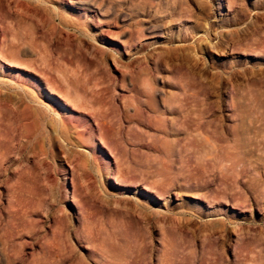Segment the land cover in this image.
Segmentation results:
<instances>
[{
    "label": "rangeland",
    "instance_id": "obj_1",
    "mask_svg": "<svg viewBox=\"0 0 264 264\" xmlns=\"http://www.w3.org/2000/svg\"><path fill=\"white\" fill-rule=\"evenodd\" d=\"M24 1L0 0V264H264V0H40L56 21ZM19 14L46 41L30 71L8 63Z\"/></svg>",
    "mask_w": 264,
    "mask_h": 264
},
{
    "label": "bare ground",
    "instance_id": "obj_2",
    "mask_svg": "<svg viewBox=\"0 0 264 264\" xmlns=\"http://www.w3.org/2000/svg\"><path fill=\"white\" fill-rule=\"evenodd\" d=\"M2 1H3V0H2ZM15 1H16V0H15ZM17 1H18V0H17ZM31 1H32V0H31ZM39 1H40V0H37L36 5H33V6H32L33 3L31 4V3L29 2V0H25L24 2H26V4L28 5V7L31 6V7H32L34 10H36V11H41V10L43 9V11H46L47 15L50 17V21H54V20L56 19V13H54V11H53L54 9L52 10V7L49 8V9H51V10H49V9H47V8H44V7L42 8V7H41L42 5L39 4ZM10 2H11V1H10ZM42 2H45V0H42ZM42 2H41V4H43ZM93 2H95V1H93ZM95 3H96V2H95ZM1 4H2V3H1ZM46 4H47V3H46ZM46 4H45V5H46ZM15 5H16V4H15ZM93 5L96 6V4H93ZM93 5H92V3H84V4H83V6H86V7L90 8V9H92V10L94 11V13L97 14V16H98V15H99V16H102V15L106 14L105 11H104V13H102V10H101V9H99V8L93 6ZM1 6H2V5H1ZM1 6H0V8H1ZM45 7H46V6H45ZM54 7H55V6H54ZM103 10H104V9H103ZM107 11H109L108 8H107ZM107 11H106V12H107ZM17 12H18V11H17ZM42 13H43V12H42ZM15 14H17V13H15ZM125 15H126V14H125ZM59 16H60V15H59ZM59 16H57V18H58ZM116 17H117V16H116ZM116 17H115V18H116ZM10 18L12 19V16H10ZM120 18H121V16L118 17V19H120ZM124 18H125V17H122L121 20L123 21ZM13 19H14V21H13L12 25L10 26V25L8 24L9 27H11V28H9V33H10V35H8V36L11 37V39H10V40L8 39L9 44L7 45V51H8L9 54H7V55L10 56V58H11L10 60H15V61H9L8 63H10L11 65H14V66H16V67H19V68H22V69H27L28 71H30V70L32 69V65L34 64V63H32V62H33L32 60L35 61V58H32V60L29 61V64H30V63L32 64V65L30 64V67H31L30 70H29L30 67L28 66V64L26 65L25 63L22 62L23 59H22L21 62L16 61V60L19 59V58H18L19 56H22V58H23V57L26 58V57H28V56H29V57H30V56L32 57V55H34V53H35L37 56H39V54H41V51H38V50H40L41 48H38V45H36L37 42H38L37 40L41 39V38H39V36L37 35V34H38V31H39V30H38L39 28H37L36 25H33L32 23H30V22H29V21H28L23 15H21V14H19V15H15ZM125 19H126V18H125ZM58 20H59V23H62V22H63V21H62V18H58ZM126 20H127V19H126ZM10 21H11V20H10ZM10 21H7V22H10ZM55 21H56V20H55ZM11 22H12V21H11ZM11 22H10V23H11ZM141 22H142V21H141ZM135 23H136V22H135ZM62 24H64V22H63ZM75 24H76V23H75ZM142 24H143V23H141V24H139V25H142ZM137 25H138V23H137ZM151 25H152V24H151ZM37 26H38V25H37ZM63 26H66V25L64 24ZM72 26H73V25H72ZM153 26H154V25H153ZM153 26H148V25L144 26V24H143V27H142L143 29H142L141 27H138V29H139V28L142 29L141 32H143L142 35H141V37H142L143 35L146 36L147 34H149V35H150V34H154V33L156 32V29H157V28H156V27H153ZM68 27H69V26H68ZM73 27L75 28V25H74ZM73 27H72V28H73ZM77 27H78V26H77ZM77 27H76V28H77ZM134 28H136V26H135ZM7 29H8V26H7ZM53 29L56 30V27L53 26ZM138 29L136 30V34L140 32V29H139V30H138ZM51 30H52V29H51ZM77 30H78V29H77ZM3 31H4V30H3ZM5 31H6V30H5ZM87 31H88V30H87ZM137 31H138V32H137ZM79 32H80V31H79ZM141 32H140L139 34H141ZM5 33H7V32H5ZM39 33H40V32H39ZM55 33H56V32H55ZM82 33H83V32H82ZM7 34H8V33H7ZM42 34H43V33H42ZM52 34H53V33H52ZM134 34H135V33H134ZM89 35H90V34H89ZM4 37H5V36H4ZM8 38H9V37H8ZM42 38H43V37H42ZM55 38H56V37H55ZM4 39L6 40V37H5ZM133 39H134V38H133ZM5 40L3 41L4 43H5ZM134 40H135V39H134ZM139 40H141V39H139ZM142 40H144V39L142 38ZM8 41H7V43H8ZM36 41H37V42H36ZM39 41H43V40H39ZM135 41H136V40H135ZM35 42H36V43H35ZM44 42H46V41H43V43H44ZM138 42H140V41H138ZM1 44L4 46L3 43H1ZM41 45H43V44H40V46H41ZM141 45H143V44H141ZM44 46H46V45H44ZM36 47L38 48V50H37L38 52H37L36 50H34ZM41 47H42V46H41ZM0 48H1V45H0ZM2 48H4V50H5V49H6V46H5V47H2ZM2 48H1V49H2ZM37 48H36V49H37ZM43 48H44V50L47 49V48H45V47H42V49H43ZM42 51H43V50H42ZM51 51H52V50H51ZM4 52L7 53L6 50L3 51V53H4ZM46 52L50 53V52L47 51V50L45 51V53H46ZM3 53H1V54H3ZM5 53H4V55H5ZM45 53H44V56L40 58L41 60H42V58L44 59V57L46 56ZM7 55H6V56H7ZM36 55H35V56H36ZM41 55H42V54H41ZM48 55H50V54H48ZM0 57H1V56H0ZM4 57H5V56H4ZM29 57H28V58H29ZM31 57H30V58H31ZM39 57H40V56H39ZM48 57H50V56H48ZM5 58H7V60H8L9 57H5ZM20 58H21V57H20ZM37 58H38V57H37ZM52 58H53V57H52ZM52 58H51V59H52ZM54 58H55V60H56V57H55V56H54ZM2 59H3V58H2ZM40 59H39V60H40ZM4 60H5V59H4ZM19 60H20V59H19ZM24 60H25V59H24ZM44 60H45V59H44ZM47 60H48V62L50 63V61H49L50 59L48 58ZM55 60H54V62H55ZM37 61H38V59H37ZM45 61H46V60H45ZM51 61H52V60H51ZM6 62H7V61H6ZM39 62H40V61H39ZM39 62H38V63H39ZM38 63H37V64H38ZM43 63H44V61L42 62V64H43ZM45 63H46V62H45ZM51 63H52V62H51ZM55 63H56V62H55ZM37 64H36V68H37ZM42 64H40L41 67H42ZM59 64H60V63H59ZM34 65H35V64H34ZM34 65H33V68L35 67ZM63 65H64V64H63ZM38 66H39V64H38ZM43 66L45 67V64H44ZM41 67H40V69H41ZM44 67H43V68H44ZM64 67H65V66H64ZM64 67H63V68H64ZM68 67H69V66H67V68H68ZM43 68H42L41 70H43ZM54 68H55V67H54ZM69 68H70V67H69ZM37 69H38V68H37ZM55 69H57V68H55ZM55 69H54V70H55ZM60 69H61V68H60ZM32 70H33V69H32ZM54 70H52V68H51L50 71H54ZM58 70H59V69H58ZM58 70H57L58 74H61V75L63 76V79H64L65 81H66V80H71L72 77H75V78H76V73L72 74V72H73L72 70H71L72 72L70 73V72H68V69H67V72L70 73V76L68 75L69 77H66V76H65L66 74L63 75L62 73H59V72H64V73H65L66 71H62V70L58 71ZM64 70H65V68H64ZM38 71H39V69H38ZM48 71H49V70H48ZM69 71H70V69H69ZM33 72H36V69H35V71H33ZM55 72H56V71H55ZM55 72H54V73H55ZM67 72H66V73H67ZM79 72H80V71H79ZM47 73H48V72H47ZM84 73H85V72H84ZM89 73H90V72H89ZM71 74H72V75H71ZM79 74H80V73H79ZM86 74H87V72H86ZM47 75H48V74H47ZM41 76H42V75H41ZM49 76H50V75H49ZM56 76H57V75H56ZM59 76H60V75H59ZM44 77H45V76H44ZM80 77H81V76H80ZM84 77H85V75H84ZM45 78H46V80H47V79L49 80V78H47V77H45ZM85 78H86V77H85ZM94 78H95V77H94ZM55 79H56V78H55ZM61 79H62V78H61ZM77 79H78V78H77ZM57 80H58V79H57ZM72 80H74V78H73ZM72 80H71V81H72ZM81 80H83V79L81 78ZM81 80L79 79V80H78V81H79L78 83L81 84V82H85L84 80H83V81H81ZM87 80H88V79H86V81H87ZM98 80H99V79H98ZM58 81H60V80H58ZM80 81H81V82H80ZM66 82H67V81H66ZM73 82H74V81H72L71 83L73 84ZM76 83H77V82H76ZM95 83H96V81L94 82V85H95ZM61 84H62V82H61ZM68 84H69V83H68ZM82 84H84V83H82ZM86 84H87V83H86ZM91 84H92V83H91ZM63 85H64V83H63ZM76 85H77V87H79L78 84H76ZM87 85H88V84H87ZM87 85H86V86H87ZM101 85H102V83H101ZM101 85H100V87H101ZM51 86H52V84H51ZM51 86H50V87H51ZM68 86H69V85H68ZM71 86H72V85H71ZM83 86L85 87V85H83ZM92 86H93V84H92ZM50 87H49V88H50ZM73 87H74V85H73ZM73 87H72V88H73ZM81 87H82V86H81ZM81 87H79V88H81ZM100 87H99V88H100ZM21 88H22V87H21ZM51 88H53V87H51ZM74 88H76V87H74ZM86 88H88V87H86ZM86 88H85V89H86ZM91 88H92V87H91ZM22 89H23V88H22ZM70 89H71V88H70ZM70 89H69V90H70ZM77 89H78V88H77ZM82 89H83V92L85 93V91H84L85 89H84V88H82ZM52 90H54V89H52ZM55 90H56V88H55ZM57 90H58V89H57ZM74 90H75V89H74ZM79 90H80V89H79ZM86 90H87V89H86ZM90 90H91V89H90ZM94 90H95V88H94ZM94 90H93V88H92V91H94ZM100 90H101V89H99L98 92H99ZM50 91H51V90H50ZM92 91H91V92H92ZM51 92L53 93L54 91H51ZM60 92L62 93L61 90H60ZM66 92H67V89H66ZM100 92H101V91H100ZM152 92H153V91H152ZM54 93H55V92H54ZM72 93H73V91H72ZM72 93H71V94H70L69 92H68L67 94L64 93V94H66V97H67V98H65V96L63 97V96L61 95V96L63 97V99L65 98L66 103H67V102L69 103L70 101H69L68 99H70L71 102H72V106L75 105L76 110H77V108H79V109H83L84 111H87L88 109H92V107L89 106V105L85 102V101H87V99H86V100L83 99V100L81 101V100L78 99V97H77L76 95H74V94H72ZM75 93H76V92H75ZM84 93H82L81 96H83ZM87 93H88V90H87ZM94 93H95V92H94ZM101 93H102V92H101ZM24 94H25V93H24ZM26 94H27V92H26ZM28 94H29V93H28ZM56 94L59 96V93L56 92ZM77 94H78V93H77ZM80 94H81V93H80ZM92 94H93V92H92L90 95H92ZM98 94H100V93H98ZM152 95H153V94H152ZM27 96H30V97H31V95H27ZM92 96H93V95H92ZM99 96H101V95H99ZM103 96H104V94H103ZM30 97H29V98H30ZM62 97H61V98H62ZM86 97H88V96L86 95ZM93 97H94V96H93ZM150 97H151V96H150ZM32 98H34V97H32ZM79 98H80V96H79ZM81 99H82V98H81ZM99 99H100V98H99ZM32 100H33V99H32ZM34 100H35V98H34ZM88 100H89V99H88ZM97 100H98V98H97ZM101 100H102V98H101ZM150 100H151V99H150ZM90 101H91V99H90ZM102 101H103V100H102ZM107 101H108V100H107ZM91 102L94 103L93 100H92ZM91 102H90V104H91ZM99 102H100V101H99ZM150 102H152V100L149 101L148 105L150 104ZM31 103H33V102H31ZM34 103H35V102H34ZM70 104H71V103H70ZM96 104H98V102H97ZM96 104H95V105H96ZM38 105H39V104H38ZM99 105H100V104H99ZM99 105H98V106H99ZM100 106H102V104H101ZM95 107H96V106H95ZM36 108H37V107H36ZM36 108H35V109H36ZM40 108H42V107H39V110H40ZM46 108H47V107H46ZM93 108H94V105H93ZM99 108H100V107H99ZM101 108L103 109V106H102ZM108 108H109V107H108ZM47 109H48V108H47ZM104 109H105V107H104ZM109 109H110V108H109ZM36 110H37V109H36ZM42 110L44 111V110H46V109H42ZM42 110H41V111H42ZM92 110H93V109H92ZM96 110H97V112L95 111L94 116H97V117L99 116V118H100L101 116L103 117L104 115L106 116V114H107V113H102V115H101L100 112L98 113V109H96ZM107 110H108V109H107ZM43 111H42V112H43ZM88 111H89V110H88ZM102 111H103V110H102ZM44 112H45V111H44ZM46 112L48 113V110H47ZM50 112H51V111H50ZM103 112H104V111H103ZM36 113H37V112H36ZM90 113H91V112H90ZM90 113H89V114H90ZM96 113H97V114H96ZM39 114H40V113H39ZM42 114H43V113H42ZM44 114H46V113H44ZM82 114H83V113H82ZM46 115H47V114H46ZM48 115H49V113H48ZM48 115H47V117H48ZM39 116H40V118H37V120H38V121L40 120L41 122H40V121H39V122H40V124L42 125V124H43L42 121H44L43 118L45 119V117H44L45 115H41V114H40ZM39 116H38V117H39ZM108 116H109V114H107V116H106L105 118L107 119ZM52 117H54V116L52 115ZM52 117H51V118H52ZM92 117H93V116H92ZM111 117H112V116H111ZM124 117H125V116H124ZM49 118H50V117H49ZM51 118H50V121H51ZM58 118H59V117H58ZM1 119H2V117H1ZM1 119H0V123H1V122H4V121H1ZM47 119H48V118H47ZM55 119H56V118H54V120H55ZM97 119H98V118H97ZM97 119H96V122H97ZM108 119H109V118H108ZM45 120H46V119H45ZM60 120H61V119H60ZM60 120H59V121H60ZM92 120H94V119H92ZM98 120H99V119H98ZM5 121H6V120H5ZM33 121H34V120H33ZM38 121H37V122H38ZM52 121H53V119H52ZM59 121H58V122H59ZM104 121H105V120H104ZM55 122H56V121H55ZM58 122H57V123H58ZM67 122H68V121H67ZM69 122H70V121H69ZM99 122H100V121H99ZM102 122H103V121H102ZM102 122H101V123H102ZM4 123H5V122H4ZM46 123H47V122H46ZM62 123H63V122H62ZM65 123H66V122H65ZM65 123H63L62 125H64ZM51 124H52V122H51ZM58 124H59V123H58ZM60 124H61V122H60ZM95 124H96V123H95ZM97 124H98V123H97ZM38 125H39V124H38ZM47 125H48V124H47ZM56 125H57V124H55L54 126H56ZM69 125H70V124H69ZM100 125H102V124H100ZM112 125H113V123H112ZM0 126H2V125H0ZM3 126H4V125H3ZM54 126H53V127H54ZM57 126H60V125H57ZM66 126H67V125H66ZM72 126H73V125H72ZM96 126H97V125H96ZM103 126H104V125H103ZM109 126H110V124H109ZM5 127H6V126H5ZM69 127H71V125H70ZM75 127H76V126H75ZM111 127H112V126H111ZM198 127H200V126H197L196 128H198ZM114 128H115V127H114ZM114 128H113V129H114ZM2 129H8V128H4V127H3ZM2 129H1V130H2ZM55 129H56V128H55ZM58 129H59V127H58ZM61 129H62V128L60 127V131H61ZM67 129L70 130V128H66V130H67ZM72 129H73V128H72ZM199 129H200V128H199ZM199 129H197V130H199ZM63 130H64V128H63ZM100 130H101V129H100ZM106 130H107V128H106ZM118 130H119V129H118ZM118 130H117V131H118ZM192 130H193V129H191L190 132H192ZM197 130H196V133H197ZM2 131H3V130H2ZM52 131H53V130H52ZM56 131H57V129H56ZM60 131H59V132H60ZM98 131H99V130H98ZM111 131H112V130H111ZM111 131H110V132H111ZM187 131H189V130H187ZM194 131H195V129H194ZM194 131H193V132H194ZM199 131H201V129H200ZM57 132H58V131H57ZM57 132H56V133H57ZM62 132H63V131H62ZM64 132H65V130H64ZM103 132H104V131H102V133H103ZM107 132H108V131H106V133H107ZM110 132H109V133H110ZM193 132H192V133H193ZM51 133H53V132H51ZM51 133H49V135H50ZM102 133H101V134H102ZM104 133H105V132H104ZM112 133H114V132H111L110 134L112 135ZM201 133H202V132H201ZM5 134H8V135H9V132L7 133V130H6V133H5ZM54 134H55V133H54ZM54 134H53V135H54ZM61 134H64V133H60L59 135H61ZM71 134H73V136H74V133H71ZM99 134H100V132H99ZM107 134H108V133H107ZM107 134H105V135L107 136ZM188 134H189V132H188ZM190 134H191V133H190ZM194 134H195V133H194ZM194 134H193V137L191 136L192 138L190 137L191 139L189 138L190 140H194V139H195V138H194ZM198 134H199V132H198ZM2 135H3V132H2V134H1V137H2V139H4L5 136H4V135L2 136ZM105 135H102V136L100 135V137H103V136H105ZM195 135H197V134H195ZM202 135H203V134H202ZM46 136H48V134H47ZM66 136H67V135H66ZM106 136H105V137H106ZM112 136H114V134H113ZM188 136H189V135H188ZM3 137H4V138H3ZM12 137H13V136H11L10 138H8V140H9V139H12ZM44 137H45V136H44ZM44 137H43V139L45 140L46 137H45V138H44ZM48 137H49V136H48ZM48 137H47V138H48ZM50 137H51V135H50ZM62 137L64 138L65 136L62 135ZM69 137H70V135H69ZM74 137H76V135H75ZM74 137H72V138H74ZM105 137L103 138L104 140H105ZM108 137H109V135H108ZM197 137H198V136H197ZM200 137H201V135H200ZM200 137H198V138H200ZM65 138H66V137H65ZM77 138H78V137H77ZM77 138H76V139H77ZM112 138H113V137H112ZM193 138H194V139H193ZM198 138H197V139H198ZM15 139H16V138H15ZM15 139H14V140H15ZM53 139H54V138H53ZM53 139H52V140H53ZM113 139H115V138H113ZM117 139H118V138H117ZM117 139H116V140H117ZM189 139H188V140H189ZM197 139H195V140H197ZM5 140H6V138H5ZM14 140H13V143H12V144H14V142H15ZM26 140H27V139H26ZM49 140H50V138H49ZM63 140H64V139H63ZM68 140H69V139H67L66 141H68ZM198 140H200V139H198ZM211 140H212V139H211ZM211 140H210V137H209V141H211ZM213 140H214V139H213ZM213 140H212V142H213ZM0 141H2V140H0ZM10 141H12V140H10ZM10 141H9V143H10ZM21 141H23V140H21ZM45 141H46V140H45ZM45 141H44V142H45ZM69 141L72 142L73 140H69ZM79 141H80V143L83 142V141H81V139H80ZM87 141H88V143L83 142V145H85L84 143H86V144H88V146H89V145H90V144H89V140H87ZM101 141H102V140H101ZM107 141H109V140L107 139ZM111 141H112V140H111ZM117 141H118V140H117ZM19 142H20V141H19ZM23 142H24V141H23ZM57 142H58V141H57ZM115 142H116V141H115ZM194 142H196V141H194ZM2 143H3V141H2ZM2 143H1V145H2ZM5 143H6V141H5ZM28 143H29V142H28ZM49 143H50V141H49ZM62 143H63V142H62ZM64 143H65V142H64ZM64 143H63V144H64ZM66 143H68V142H66ZM76 143L79 144L78 142H76ZM90 143H92V142H90ZM105 143H106V142H105ZM107 143H108V142H107ZM109 143H110V142H109ZM190 143H193V141L190 142ZM199 143H200V142H199ZM201 143H202V140H201ZM207 143H208V142H207ZM215 143H216V142H215V140H214L213 144H215ZM12 144L10 143L9 147H10ZM16 144L18 145L19 143H16ZM20 144H21V143H20ZM20 144H19V145H20ZM58 144H59V142H58ZM73 144H75V143H73ZM77 144H75V145H77ZM115 144H116V143H115ZM195 144H196V143H195ZM197 144H198V143H197ZM205 144H206V143H205ZM4 145H6V144H4ZM4 145H3V146H4ZM25 145H26V144H25ZM65 145H67V144H65ZM65 145H64V146H65ZM68 145H71V144H68ZM83 145H82V146H83ZM111 145H112V144H111ZM208 145H209V144H208ZM6 146H7V145H6ZM14 146H15V145H14ZM77 146H78V145H77ZM85 146H87V145H85ZM114 146H115V145H114ZM114 146H113V148H114ZM190 146H191V145H189V147H190ZM198 146H199V145H198ZM202 146L204 147L205 145H202ZM219 146H222V145L220 144ZM15 147H16V146H15ZM15 147H14V149H15ZM17 147H18V146H17ZM23 147H24V145H22V150H23ZM25 147H26V146H25ZM57 147H58V148H57ZM57 147H56V148H57V151H59V152L61 151V152H62L63 149H61L60 146H57ZM68 147H69V146H68ZM72 147H73V145H72ZM109 147H110V146H109ZM191 147H193V146H191ZM191 147H190V148H191ZM199 147H200V146H199ZM211 147H212V148H211ZM211 147H210V149H211L210 151H212V152H213V151H214V152L217 151V150H216V147L219 148L217 145H216V147H214V145L211 146ZM222 147H223V146H222ZM2 148H3V147H2ZM19 148H20V147H19ZM115 148H116V147H115ZM207 148H208V146H207ZM4 149H5V148H4ZM9 149H10V150H9ZM12 149H13V148H12ZM14 149L11 150V147L8 148V149L6 148V150H3V149L0 148V177H1V178L4 177L3 174H2L1 172H2V171H7L8 167L10 166V162H9V160H11V159L9 158V154L12 153V151L14 152ZM25 149H26V148H25ZM68 149H69V152H70L71 147H70V148H67V150H68ZM116 149H118V148H116ZM191 149H192V148H191ZM22 150H21V151H22ZM55 150H56V149H55ZM192 150H195V148L192 149ZM202 150H203V149H202ZM220 150H221V149H220ZM222 150H224V149H222ZM226 150H228V149H226ZM10 151H11V152H10ZM15 151H16V149H15ZM18 151H19V150H18ZM24 151H25V150H24ZM115 151H116V150H115ZM185 151L187 152V148L185 149ZM189 151H190V150H189ZM66 152H67V151H66ZM191 152H192V151H191ZM195 152H196V153H195L193 156L196 157V155H197V151L195 150ZM204 152H205V151H204ZM16 153H17V152H16ZM20 153H21V152H20ZM52 153H53V152H52ZM57 153H58V152H57ZM198 153H199V152H198ZM200 153H201V152H200ZM200 153H199V154H200ZM207 153H208V152H207ZM224 153H225V152H224ZM55 154H56V153H55ZM63 154H64V153H63ZM66 154H67V153H66ZM204 154H205V153H204ZM17 155H18V154H17ZM24 155H25V154H24ZM58 155H60V154H58ZM61 155H62V154H61ZM201 155H202V154H201ZM211 155H212V153H211ZM12 156H13V155H12ZM12 156H11V157H12ZM68 156H69V155H68ZM199 156H200V155H198V157H199ZM200 157H201V156H200ZM200 157H199V159H197L198 162L201 161V159H202V158L200 159ZM54 158H55V157H54ZM56 158H57V157H56ZM60 158H61V157H60ZM60 158H59V159H60ZM69 158H70V157H69ZM214 158H216V157H214ZM228 158H229V157H228ZM13 159H14V157H13ZM17 159H18V158H17ZM195 159H196V158H195ZM210 159H211V158H210ZM216 159H217V158H216ZM21 160H23V157H22ZM21 160H20V163H21ZM67 160H68V159H67ZM214 160H215V159H214ZM229 160H231V159H229ZM11 161L13 162V160H11ZM15 161H16V159H15ZM187 161H188V160H187ZM205 161H206V159H205ZM215 161H216V160H215ZM215 161H214V162H215ZM217 161H219V159H217ZM202 162H203V161H202ZM220 162H221V161H220ZM222 162H224V161H222ZM15 163H16V162H15ZM227 163H230V162L227 161ZM227 163L225 162V164H227ZM18 164H19V163H18ZM223 164H224V163H223ZM230 164H231V163H230ZM230 164H229V165H230ZM8 165H9V166H8ZM199 165H200V163H199ZM227 165H228V164H227ZM229 165H228V167H229ZM11 166H12V165H11ZM224 167H225V166H224ZM228 167H227V168H228ZM231 167H232V166H231ZM231 167H229V168L231 169ZM126 169H127V168H126ZM220 169H221V167H220ZM222 169H223V168H222ZM224 170H226V169H224ZM19 171H20V170H19ZM19 171H18V173H19ZM222 171H223V170H222ZM21 172H22V170H21ZM21 172H20L19 174H16V178L19 179V180H21L20 178H22V177L25 175V173H24V175H23V173H21ZM226 172H229V170L226 171ZM230 172L232 173V170H230ZM5 173H6V172H5ZM123 174H124V173H123ZM127 174H128V173H127ZM225 174H226V173H225ZM228 175H229V174H228ZM2 176H3V177H2ZM17 176H19V177H17ZM4 180H5V179H4ZM19 180H18V181H19ZM2 181H3V180H2ZM23 181H24V180H23ZM0 183H2V182H0ZM151 187H152V186H151ZM147 189H148V187H147ZM149 189H150V188H149ZM149 189H148V190H149ZM153 189H154V188L152 187L151 190H153ZM225 191H226V190H225ZM155 192H156V191H155ZM20 196H21V195H20ZM19 205H20V204H19ZM9 221H10V220H9ZM9 223H10V222H9ZM7 225H8V224H7ZM7 227H8V226H7ZM2 230H4V229H2ZM7 230H8V229H7ZM7 230H6V231H7ZM7 232H9V231H7ZM5 233H6V232H5ZM5 233H4V234H5ZM8 235H10V234H7V236H8ZM5 236H6V234H5ZM9 237H10V236H9ZM11 237H12V236H11ZM11 237H10V238H11ZM2 238L4 239V237H2ZM10 238H9V239H10ZM5 239H6V238H5ZM6 241H7V240H6ZM1 242H2V240H1ZM5 243H6V242H5ZM2 244H3V243H2ZM0 245H1V244H0ZM1 246H2V245H1ZM6 246H8V245H6ZM2 249H4V248H2ZM4 250H5V249H4ZM7 250H8V249H7ZM0 252H1V251H0ZM3 253H4V252H3ZM7 255H8V254H7ZM6 259L8 260V257H7ZM12 259H13V258H12ZM9 260H10V259H9ZM10 261H11V260H10ZM5 262H6V261H5ZM12 263H13V264H23V258H22V257H18V258L16 259V261H15V262L12 261Z\"/></svg>",
    "mask_w": 264,
    "mask_h": 264
}]
</instances>
